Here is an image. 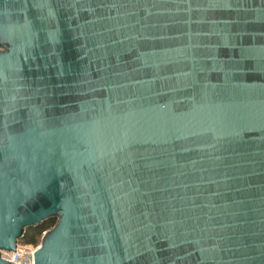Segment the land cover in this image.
I'll return each mask as SVG.
<instances>
[{
  "label": "water",
  "instance_id": "water-1",
  "mask_svg": "<svg viewBox=\"0 0 264 264\" xmlns=\"http://www.w3.org/2000/svg\"><path fill=\"white\" fill-rule=\"evenodd\" d=\"M264 264V0H0V264Z\"/></svg>",
  "mask_w": 264,
  "mask_h": 264
},
{
  "label": "built area",
  "instance_id": "built-area-1",
  "mask_svg": "<svg viewBox=\"0 0 264 264\" xmlns=\"http://www.w3.org/2000/svg\"><path fill=\"white\" fill-rule=\"evenodd\" d=\"M39 244H23L18 242L16 251H1V257L14 264H34V252Z\"/></svg>",
  "mask_w": 264,
  "mask_h": 264
},
{
  "label": "trees",
  "instance_id": "trees-1",
  "mask_svg": "<svg viewBox=\"0 0 264 264\" xmlns=\"http://www.w3.org/2000/svg\"><path fill=\"white\" fill-rule=\"evenodd\" d=\"M55 222V218H48L37 226L26 228L19 242L23 244L37 245L42 236V232L51 228L55 224Z\"/></svg>",
  "mask_w": 264,
  "mask_h": 264
},
{
  "label": "rangeland",
  "instance_id": "rangeland-1",
  "mask_svg": "<svg viewBox=\"0 0 264 264\" xmlns=\"http://www.w3.org/2000/svg\"><path fill=\"white\" fill-rule=\"evenodd\" d=\"M43 233V232H42ZM40 240H41V238H40ZM40 240H39V242L37 243V244H40Z\"/></svg>",
  "mask_w": 264,
  "mask_h": 264
}]
</instances>
